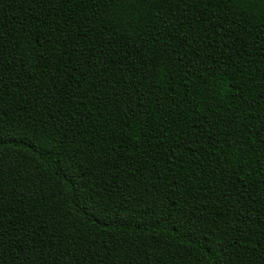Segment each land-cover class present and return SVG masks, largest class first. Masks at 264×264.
Returning a JSON list of instances; mask_svg holds the SVG:
<instances>
[{"label": "trees", "instance_id": "trees-1", "mask_svg": "<svg viewBox=\"0 0 264 264\" xmlns=\"http://www.w3.org/2000/svg\"><path fill=\"white\" fill-rule=\"evenodd\" d=\"M0 264H264V0H0Z\"/></svg>", "mask_w": 264, "mask_h": 264}, {"label": "snow or ice", "instance_id": "snow-or-ice-1", "mask_svg": "<svg viewBox=\"0 0 264 264\" xmlns=\"http://www.w3.org/2000/svg\"><path fill=\"white\" fill-rule=\"evenodd\" d=\"M233 3L240 4L243 3V0H232Z\"/></svg>", "mask_w": 264, "mask_h": 264}]
</instances>
